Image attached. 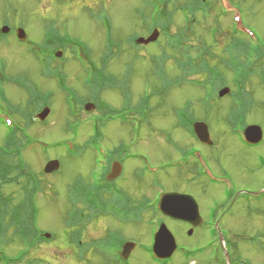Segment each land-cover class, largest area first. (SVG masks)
I'll use <instances>...</instances> for the list:
<instances>
[{
    "label": "rangeland",
    "instance_id": "obj_1",
    "mask_svg": "<svg viewBox=\"0 0 264 264\" xmlns=\"http://www.w3.org/2000/svg\"><path fill=\"white\" fill-rule=\"evenodd\" d=\"M153 1L0 0V25L4 22L10 29L22 26L28 34L29 42L39 48L40 53L34 54L27 50L25 45L19 44L12 30L1 39L0 64L3 62L6 80L4 83L0 82V143L7 132V126L1 120L11 117L7 112V102L14 106H24V109L28 108L32 112L33 123L31 122L25 129L29 145L27 144L21 152V159L26 164V168L28 167L27 170L43 180L41 183L43 191L39 193L35 201L36 226L52 236L51 241L43 242V245L33 248L30 252L32 251V256L45 258L46 263L43 264L72 263L67 250L70 247L67 244V229L64 226L69 211L68 186L70 184L82 186L90 183L93 175L99 170L93 163L94 157L97 156L92 145L107 149L106 158H108L110 151L117 152L116 148L122 143L123 146L126 145L125 148L130 146L129 153L135 156L134 159H128L130 165H139L141 169L147 170L157 164L161 168L156 174L153 173L154 175L150 174V171L142 175L139 183L140 205L157 193L159 190L157 186H162L168 189L166 191L168 193L192 194L204 219V225L201 222L202 225L194 229L191 235L188 234L189 228L184 223L164 220L177 244L192 250L196 248L204 250L188 260L176 251L168 261L169 264L192 262L223 264L222 255L219 256L218 262L213 260L214 246L212 245L215 238L209 226L210 221L218 214L219 228L227 237L223 247H227L229 242L230 254L241 256L242 259L253 264H264V198L261 201L259 199L249 203L236 201L238 206L232 203L229 205L227 201H224L221 186L203 182L196 176L188 177L182 169L178 170L175 167L179 163L181 153L199 147L197 141L182 127L184 121L181 115L187 113L193 119L208 126L211 142L201 147L204 154L209 156L214 172L225 173L222 171L227 170L237 183L246 189L252 187L248 184L252 178L258 181L264 179L256 163L257 150L242 147L229 132L232 125L229 123L232 113L245 107L248 102L237 96L240 85H233L236 87L234 88L230 85V80H233L235 83L245 81L244 91H248L251 95V108H249L246 123H256L264 134V54L261 57L262 61L256 56L258 48L264 51V0H223L233 9L234 19L230 13L224 15L215 0H209L211 5L205 9L188 5L186 9L180 12L175 11L170 17L169 12L173 6L186 2V0H171V4L166 8L167 21L171 27L165 28L166 32L169 34L175 30H181L184 35L190 36L185 43L192 41L193 44L200 45L203 51L200 54L201 58L206 60L210 67L215 66L214 68L224 74L227 85L230 87V94L219 97L218 92L211 89L212 84L208 83V73L204 74L201 69L193 74L201 78L197 79L198 83L190 82L186 78L181 79L179 69L170 58L164 61L163 71L171 85L164 94L152 97V109L149 106L146 122L141 131L135 129L137 134H129L127 125L129 120L124 116L122 120L106 121L100 131L101 136H91L93 116H103L108 110L98 106L94 100V109L89 112L82 109L77 116H73L74 121V118L70 117V109L67 108L65 93L60 92L53 79L44 73L45 62L41 59L42 37L49 29L54 30L59 38L65 36L68 39V50L59 48L62 50L61 59L54 61L53 65L62 67L63 77L66 78L70 87L76 89L82 102L91 100L90 96L94 92L82 85L81 76L83 78L85 75L82 71L84 65L74 57L73 51H77L78 48H83L87 52L91 51L93 63H98L99 66L100 54L107 44L111 45L110 48L116 54L108 56L111 49L105 51L108 60L105 70L117 81L116 85H122L124 88L122 90L120 87L114 90L100 89L99 95L104 101L112 107H118L121 100L130 97L132 103L137 100L139 104L140 96L144 92L147 93L153 88L158 93V70L154 63H161L163 58L169 56L174 57L176 56L174 51L182 52L188 46L177 47L178 50L171 51L166 45L168 37L163 35L159 28V36L155 42L138 47L131 44V37H146L151 31L150 23L156 9ZM178 40L174 38L170 42L177 43ZM51 47L55 48V44ZM189 53L192 56L199 54L197 49L191 46ZM75 56L79 57V54L76 53ZM127 71L130 73L127 74ZM158 76L164 77L160 73ZM192 77L194 76H189V78ZM7 79H15L16 83L8 82ZM23 82L31 85L30 87L34 90L35 101L37 100L38 103L34 105L41 104L39 110L36 111L31 105L25 106L31 95L28 94V90L20 86L19 83ZM242 93L243 90L240 95ZM43 98L45 101L41 103ZM48 105L51 112L44 122H40L36 118V113ZM176 109L180 110L179 119ZM145 112L142 110V114L140 113L139 118L136 119L140 121ZM12 116L10 125L16 122L21 126L22 122L18 115ZM108 118L106 116L105 119ZM67 123H69V130ZM76 123L79 126L75 136L70 126ZM68 137L76 138L73 142L79 145L77 153L67 152L64 148V143L69 140ZM89 138L91 141H87ZM54 158L60 163L59 169L53 173H43L45 163ZM243 171L252 176L246 175ZM150 181L155 183V187L148 186ZM201 182H203V190L199 191V187H202ZM5 189L10 196L19 195V188L11 187L8 190V187H5ZM75 209L82 210L83 206L78 204ZM144 211L148 212L142 214L141 221L131 216L130 221L122 222L112 215H101L103 222L95 221L88 225L87 237L90 238L89 240L100 239L105 230L119 229L120 233L131 237L134 245L137 246L127 264H159L151 258L149 252L139 247V243L144 247L149 246L152 240L151 227L147 219L153 215V212L152 209H144ZM0 250L8 258H12L20 250V245L0 242ZM76 253L77 250L73 254L76 256ZM55 254L59 261L52 259ZM85 254L86 256L76 257L81 260L74 261V264H115L111 258L110 260L107 256L98 255L93 250L88 249ZM230 254L228 253L229 257Z\"/></svg>",
    "mask_w": 264,
    "mask_h": 264
},
{
    "label": "trees",
    "instance_id": "obj_2",
    "mask_svg": "<svg viewBox=\"0 0 264 264\" xmlns=\"http://www.w3.org/2000/svg\"><path fill=\"white\" fill-rule=\"evenodd\" d=\"M155 2V11L154 16H152L150 27L151 26H157L159 27L163 32L166 31L165 28H168L169 25L167 21L168 13H167V6L171 4V0H154ZM188 5H194L195 7L199 9H205L210 6L209 0H186L184 4L173 6L171 11L169 12L170 17L173 16L175 11L180 12L183 9H186ZM176 36H182L184 35V32L181 30L175 31ZM50 30L48 29L46 32V35L49 37H52ZM4 36L0 37V44L1 39ZM180 40V38H178ZM65 38H62L61 40H58L54 43H49L46 47V50L42 49V52L45 53V55H50L47 59H45L44 63V73L46 76L51 78H58L57 79V87L61 90H63V84L61 77H57L60 75H55V68L56 65H53L51 59L52 50L54 48L51 47V45L55 44V48H66ZM178 40V42H179ZM177 42V43H178ZM108 45V44H107ZM175 50H178L177 48H173ZM84 50V49H83ZM176 56H179V58H175V62H177V66L179 70L182 71L183 75H180L181 79H184V76L191 75L194 73H197V70L195 66L191 62H181L184 59L185 55L184 52L174 51ZM34 54H40L37 50L34 52ZM264 54L263 51L257 50L256 56L257 58L262 57ZM174 56V57H176ZM37 59H39L37 57ZM162 64L165 61V58H163ZM107 61V59H106ZM100 66L104 67L105 63L100 62ZM1 71L3 70V65L0 64ZM157 70H160V67L157 68ZM163 71L160 72V74L163 75ZM158 74V73H157ZM208 75L211 76L213 73L211 71L208 72ZM164 76V75H163ZM217 79L212 83L213 91H215L219 86L224 85V75L222 73H219L217 76ZM158 83H164L165 77H160L157 75ZM6 80V75H3V80ZM4 80V81H5ZM8 82L14 81L16 83L15 79H7ZM22 88H25L28 90V94L30 93L31 98L28 101V103L25 104V106L33 107L36 111L39 110L41 107V104H38L37 100L35 101L36 97L34 96V90L30 87L26 82L19 83ZM158 89V88H157ZM239 91V94L237 95L240 99H250V95L248 92L244 91L243 85L242 87H239L237 89ZM241 90H243V93L240 95ZM36 91V90H35ZM154 92V91H153ZM156 92V91H155ZM157 93V92H156ZM158 94H161L158 91ZM233 94V93H232ZM247 94V95H246ZM245 95V96H244ZM148 98V97H147ZM3 99V97H2ZM43 98V103L45 100ZM47 103V102H46ZM246 104L245 107H242L235 113H232L231 119L229 120V123H231V127H236L241 121H245V117L247 114V110H249L250 105ZM100 106H102L100 104ZM24 106H14L12 104H9L7 102V109L11 115H14L16 117V114L19 119L22 122V125L19 126L16 122L7 129V132L4 135V138L2 140V143H0V241L5 243H15L18 245H24L25 247H33L35 244H37L41 237L38 233V230L35 226V219H36V196L37 192L42 188L41 186V180L37 177L36 174L32 173L30 170H27L26 164L21 159V152L24 150L25 146L29 144L25 129L31 124V115L32 112L28 108H23ZM189 118L192 119L193 117L189 115ZM19 121V123H20ZM242 122V123H243ZM33 123V122H32ZM21 124V123H20ZM5 187H8V190L13 188H19L18 196L9 195L7 194V190ZM67 224L69 226V218L67 219ZM10 232V235L8 233ZM229 247V245H228ZM16 258V257H15ZM20 262L21 259L18 257L13 262Z\"/></svg>",
    "mask_w": 264,
    "mask_h": 264
},
{
    "label": "flooded vegetation",
    "instance_id": "obj_3",
    "mask_svg": "<svg viewBox=\"0 0 264 264\" xmlns=\"http://www.w3.org/2000/svg\"><path fill=\"white\" fill-rule=\"evenodd\" d=\"M126 100L131 103V105H129L127 108L133 112V115H135V113L137 112L139 108L138 107L139 104L137 103V100L135 103H132L130 98ZM123 101L124 100H121L120 104ZM128 127L130 130L129 134L131 133L137 134V132L132 131L130 129V125H128ZM184 131L188 132L190 136L195 141H197V143L199 144V147L192 148L190 150H187L186 152L181 153L179 155V163L175 166L176 169L178 170L182 169L188 175V177L196 176L198 179L200 178L204 182L205 181L204 161L206 160L208 165H210L212 175L214 176L213 184L216 185L217 187L221 186V191L224 194V201H225V197H228L229 195H231L230 199L234 197L232 205H235L236 201H242V200H245V203L252 202L254 199V195L251 192L256 191L260 189L261 187H263L264 179L261 181H258L256 178L254 179L252 178L248 183L252 187L246 189V187H243V185L237 183V181L233 178V176L227 170L222 171L225 173H218L216 171L214 172L212 169L213 165L211 164L209 160V156L207 154H204L203 149L201 147V146H205L204 143L199 141L195 137L194 133L187 131L186 126L184 127ZM229 132L232 137L236 138V140L239 142V144L242 147H245L247 149L257 150L258 153L255 155V157H256L257 167L259 169L258 171H261L264 177V134H263V131H262V139L259 142L254 143V144L244 141L242 134L238 131L233 132L232 130H230ZM125 147L126 145L123 146V144L120 143L118 145V148H116L118 149V151L116 152L115 150H111L110 156L108 158H106V155H105L107 154V149L100 147L99 150L101 152L100 153L97 152V155H96L97 157L94 158V161H93L94 165L97 166L99 170L95 174L93 173L94 174L93 179L91 180L90 183L86 184L88 207L91 211L95 210L97 207L103 208L105 202L108 199L110 198L114 199L115 197L120 198V202H125L127 204L129 208V210L127 211L120 210V209H117V207H115V209L111 211V214L104 213L102 215V216L112 215L117 219L121 218L122 222L130 221L131 216H133L134 219L140 218L141 214L139 210V204H140V194H139L140 184L139 183H140V180L142 179V175L147 174V171H145L144 174L142 173L139 165H138L139 167L137 165H130V163L128 162V159L129 158L134 159L135 156L133 157L130 155L129 153L130 146L127 148ZM102 152H104V154ZM194 152L198 153V155L201 157L203 162L202 160L201 161L197 160L193 156ZM98 154H100L99 157H98ZM103 155H104V158L102 160ZM98 160H99L98 163L100 164H96V161ZM113 163H115L114 169L116 168L113 174H116V175L115 177L110 179L109 174L111 172ZM152 166L155 167L157 170L160 165L155 164ZM243 173H245L248 176H252V174H249L246 171L245 172L243 171ZM186 178L187 177H185V179ZM223 178L226 180L225 182L221 181ZM203 182H201L202 187H199V191L203 190ZM148 186L153 187L155 186V183L150 181ZM167 190L168 189H166L165 191ZM260 195H257L258 198ZM73 198H74L75 203H74V211L72 212V225L68 230L69 239L71 237L70 239L71 244H70V250L67 249L68 251H70L69 256H70V263L72 262L71 264H74V261L76 260H81V259H77L76 256L74 255L75 250H77L78 252L79 250H83L84 248H87V249L93 250L95 253H98L97 249L99 247L100 239L89 240L90 238L87 237L88 225L92 224L95 221L103 222L102 217L99 216L100 212H94L96 214L95 216H89L87 217V220H83V218L79 215L77 211L78 209H75V207L79 203L78 201L79 199L76 195H74ZM98 198L100 199L98 200ZM154 199H155V195H152L147 200L153 201ZM82 214H85L87 216L86 211L82 212ZM178 222L184 223L188 228H191V225L187 222H181V221H178ZM196 228H199V227H193V230ZM108 231H111L113 234H117L119 236V239L122 240L123 242L126 240L132 239L131 237L125 236L124 234L120 233L119 229L105 230L102 233V238L107 236ZM77 244L78 246H76ZM131 254L132 253H130V255ZM57 258L58 257L56 256V254L52 256V259L59 261ZM110 258L112 259L113 262H116L117 264H122L121 263L122 261L118 258V254L116 252L113 255H111L109 259ZM190 264H194V262Z\"/></svg>",
    "mask_w": 264,
    "mask_h": 264
},
{
    "label": "water",
    "instance_id": "obj_4",
    "mask_svg": "<svg viewBox=\"0 0 264 264\" xmlns=\"http://www.w3.org/2000/svg\"><path fill=\"white\" fill-rule=\"evenodd\" d=\"M9 29L4 26L2 27V32H7ZM17 36L20 39H24L26 37V33L22 29L17 30ZM158 36V31L155 29L147 38H138L136 41L138 43H148L150 41H154ZM60 52L56 54L59 56ZM228 88H222L219 91V95L222 96L228 93ZM93 108V105L87 103L85 105L86 110H90ZM50 109L48 107H44L40 112L36 114V118L40 121H43L46 116L49 114ZM193 129L197 137L203 141L204 143H210L209 134L207 126L204 123L196 122L193 124ZM245 138L252 142L256 143L261 139V129L257 125H248L244 129ZM59 167V163L57 160H50L46 163L44 167L45 173H50L52 171L57 170ZM159 209L164 215H169L173 218L184 220L190 222L192 225L196 226L200 223V218L198 215L197 205L194 200L186 195H177L174 193H165L161 196L159 201ZM190 233V232H189ZM48 236V235H46ZM222 237L220 236V241ZM132 243H125L123 245V255H127L132 249ZM176 244L174 237L171 232L167 229L164 223H162L154 235V241L152 245L153 252L160 258L169 257L172 252L175 250Z\"/></svg>",
    "mask_w": 264,
    "mask_h": 264
}]
</instances>
